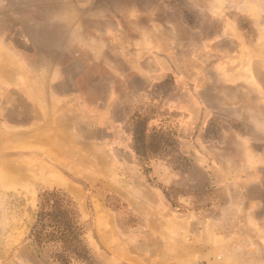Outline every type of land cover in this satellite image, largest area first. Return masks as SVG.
Listing matches in <instances>:
<instances>
[{
    "label": "rangeland",
    "instance_id": "374dc122",
    "mask_svg": "<svg viewBox=\"0 0 264 264\" xmlns=\"http://www.w3.org/2000/svg\"><path fill=\"white\" fill-rule=\"evenodd\" d=\"M248 1L0 0V264H264L238 243L257 217L219 238L251 182L226 157L264 119ZM54 188L70 229L38 232Z\"/></svg>",
    "mask_w": 264,
    "mask_h": 264
},
{
    "label": "crops",
    "instance_id": "0c3cea01",
    "mask_svg": "<svg viewBox=\"0 0 264 264\" xmlns=\"http://www.w3.org/2000/svg\"><path fill=\"white\" fill-rule=\"evenodd\" d=\"M240 0H236V8L237 10L243 11L245 13H251L247 10L241 9L240 6ZM262 14H264V9ZM246 122H251V133L249 136L251 137L253 143L255 144V148L252 155L249 156L248 151L245 153V156L239 152H230V156H227L226 158H229L231 162L235 165V167H232V171L235 170V172L239 175V180H250L251 182L246 187L245 191V205L240 204H233L228 203L225 206H222L221 211L224 212L222 215H219V238H233V225L231 224L230 231L228 233H222L221 230L224 228V225L221 224L223 222V219L227 217L229 214L233 215L234 210H244L246 214H251L258 218V220H255V218H252L257 223H263L264 224V119H255V116L252 115V117H249L246 119ZM232 124V123H231ZM233 127L240 130L239 132H244L241 130V124L238 120H233ZM261 136V137H259ZM233 152V153H232ZM249 158L252 160L249 161ZM231 163V165H232ZM257 175H259L260 178H256ZM228 209V210H227ZM230 219V218H229ZM230 223H233L234 225H238L239 221H236L235 219H230ZM260 227V226H259ZM209 230H211L210 227H208ZM251 229V228H250ZM262 235H251L246 236L243 238L240 243V246L245 247H255V245L258 246V248H264V228L261 229ZM232 234L233 236L229 235ZM242 236H239V238ZM257 253V252H254Z\"/></svg>",
    "mask_w": 264,
    "mask_h": 264
},
{
    "label": "trees",
    "instance_id": "16d2710c",
    "mask_svg": "<svg viewBox=\"0 0 264 264\" xmlns=\"http://www.w3.org/2000/svg\"><path fill=\"white\" fill-rule=\"evenodd\" d=\"M65 200V204L67 203L69 205V201L66 198V194L59 191V188H54V190H45L41 194V200H40V212H39V225L36 227V230L38 232H42V226L45 224V221L49 222V225L52 224L54 226L53 230L59 231L61 228L65 232L67 229L70 228L67 227V219L65 216H58V218H55L53 216L54 211H52V208H55L58 206L60 200ZM62 202V201H61ZM52 213V214H51ZM67 228V229H66Z\"/></svg>",
    "mask_w": 264,
    "mask_h": 264
},
{
    "label": "bare ground",
    "instance_id": "6f19581e",
    "mask_svg": "<svg viewBox=\"0 0 264 264\" xmlns=\"http://www.w3.org/2000/svg\"><path fill=\"white\" fill-rule=\"evenodd\" d=\"M253 1H255V2H259V0H253ZM260 1H261V0H260ZM248 2H251V0L248 1ZM251 3H252V2H251ZM219 4H220V3H219ZM248 4H249V3H248ZM248 4H247V6L245 5V7H248V8H250L251 10H252V8H253V9L255 8L254 10L257 9L253 3H252V6H251L252 8L249 7ZM260 4H261V5H259L260 8L257 9V10H259V11L256 10L257 12H256V11L254 12L255 14L257 13V15L262 14L263 9H264V2H263V3L260 2ZM222 7H223V5L221 4V8H222ZM245 7H244V9H245ZM221 11H222V10H221ZM252 11H253V10H252ZM252 11H251V12H252ZM222 12H223V11H222ZM259 18H260V17H259ZM262 23H263V22H262ZM232 25H234V24L232 23ZM232 27H233V26H232ZM233 28H234V27H233ZM245 47H246V46H245ZM246 50H247V47H246ZM248 57H249V56H248ZM249 58H251V57H249ZM247 61H248V60H247ZM249 62H250V59H249ZM245 63H246V62H245ZM247 64H248V63H247ZM243 70H244V69H243ZM242 72H244V71H242ZM244 73H245V72H244ZM250 75H251V74H250ZM249 77H250V76H249ZM8 138L10 139V137H8ZM10 140H11V139H10ZM0 141H1V140H0ZM13 141H14V140H13ZM4 143H5V142H4ZM14 143H15V142H14ZM5 144H9L8 141H7ZM12 144H13V143H12ZM12 144H11V145H12ZM8 177H9V176H8Z\"/></svg>",
    "mask_w": 264,
    "mask_h": 264
},
{
    "label": "built area",
    "instance_id": "2783aa9c",
    "mask_svg": "<svg viewBox=\"0 0 264 264\" xmlns=\"http://www.w3.org/2000/svg\"><path fill=\"white\" fill-rule=\"evenodd\" d=\"M202 264H212V263L208 261V262H203Z\"/></svg>",
    "mask_w": 264,
    "mask_h": 264
}]
</instances>
